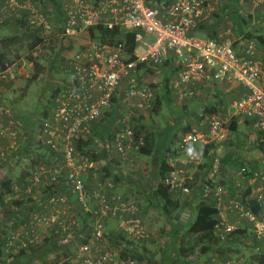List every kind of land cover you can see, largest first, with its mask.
<instances>
[{
    "label": "built area",
    "instance_id": "2783aa9c",
    "mask_svg": "<svg viewBox=\"0 0 264 264\" xmlns=\"http://www.w3.org/2000/svg\"><path fill=\"white\" fill-rule=\"evenodd\" d=\"M53 1L59 4L62 21L56 37L76 36L102 26L135 32L136 44L149 34L155 42L142 56L135 51L129 55L123 43L110 45L100 40L75 53L70 61L72 77L63 82L33 134L34 146L47 151L46 160L40 162L22 150L31 134L22 133L5 96L6 85L32 77L34 60L4 62L0 71V182L10 178L19 164L29 166L31 174L28 170L23 187L12 184V193L3 199L35 202L29 216H21L19 227L5 237V253L16 255L36 248L47 235H53L59 247L74 250L64 264H138L130 243L150 238L139 203L131 194L116 193L118 183L105 177V162L83 154L77 144L92 137L93 127L111 108L113 99L131 111L153 110L157 90L142 80L144 70L138 68L140 64L147 69L161 66L172 58L177 71L170 88L180 103L215 100V84L220 81L236 82L248 93L222 107L221 113L181 119L183 128L189 130L178 140L176 155L167 160L169 170L161 182L172 195L197 197L214 209L212 236L220 249L212 251L204 264H261V260L264 264V152L260 167L244 164L222 176L217 148L230 141L233 121L250 122L264 145V78L256 43L244 38L199 37V25L213 13L210 0H175L169 5L154 0ZM39 2L2 0L0 24L4 18L25 19L28 27L40 30L45 43L55 27ZM255 3L264 4V0ZM235 43L241 46L238 51ZM147 69L145 74H149ZM129 116L118 118L111 136L97 141L95 150L111 153L110 159L118 163L112 166V176L121 179L128 177L123 168L133 165V156L148 143L145 134L132 129ZM207 161L208 171L201 175ZM82 216L90 218V232L81 227ZM112 219L116 221L113 230L123 238L118 245L107 238V221ZM235 239L239 246L248 245L251 254L232 252Z\"/></svg>",
    "mask_w": 264,
    "mask_h": 264
},
{
    "label": "rangeland",
    "instance_id": "374dc122",
    "mask_svg": "<svg viewBox=\"0 0 264 264\" xmlns=\"http://www.w3.org/2000/svg\"><path fill=\"white\" fill-rule=\"evenodd\" d=\"M252 1L253 0H244L243 2L245 4V9L243 14L241 11L232 14L231 21L236 22L238 21L239 15H244V17L247 18L244 20L249 22L247 14L253 15L256 10ZM1 2L2 0H0V3ZM39 4L42 7L45 16H47L53 26L56 27L57 15H55L56 11L53 10L52 2L40 0ZM235 6H237V4ZM221 15L224 17V12H221ZM14 20L16 19L11 17L6 19L4 18L3 23L0 24V40L7 41L6 45L4 46L6 60L10 62H16L19 61V59H29L31 57L37 59V61L41 64L45 63L43 74L37 81L18 78L15 82L5 86V96L8 98L16 117L21 124L22 133L30 134L31 132L37 131V126L41 121L40 117H42L45 110L50 108V102L52 100L51 95L53 91L57 87L61 88L63 82L72 77L70 61L75 53L79 50L80 45L87 43L88 39L87 37L83 36V34H79L76 36L66 37L62 41L56 38L53 32V34L47 36V41L45 43L41 44V46L30 52L26 49L25 45L21 47V44H19V39L15 43H11L9 41V38H11L14 34V29H9V27L12 25L16 26ZM17 22H19V18ZM250 24L251 23L248 25L242 24V31H249V29H251ZM236 26L237 24L234 25V28H236ZM252 35H254L253 39L249 40L256 43L257 52H263V48L261 46L262 43L256 40L257 36L263 37V35ZM224 36L230 37L231 40L234 38V34H231V36L229 34H225ZM154 42L155 38L153 35H145L142 43H145L146 46H144L142 43L137 44L135 50L136 54L140 56L144 55L147 52L148 47H151ZM70 44L72 45V48L67 49ZM141 78L143 81L150 83L151 86H154L155 89H157V92L162 95V102L160 105L147 112L131 111L124 103H120V108L123 114L130 115L135 118L134 123L140 126L144 134L148 137L149 142H151L150 146L152 152L150 156L137 153L133 156V165L127 166L125 168L121 166V169L123 168L124 170H127L128 177L126 180L122 179L124 182L117 184L116 193L133 195L134 199L139 203L141 218L144 220L145 225L150 230V238L147 241L135 243L132 242V245L136 247L138 246V250L142 253L138 264H147L149 259L151 260L148 264H159L161 255L169 243V240L165 239L163 234L165 231L171 230L172 223L163 214L162 210L160 208L158 209L156 205L157 201H155V197L153 196L150 175L152 167L156 165L154 158L156 159L158 156L159 149L162 148V146L165 147L171 139H173L175 141V145H177L178 140L184 133V128L181 125V119L185 118V116L193 115L191 113H194L195 116L198 114L203 115L201 108L204 109V105L201 104L199 100H196L193 105L189 104V106H185V102H178L176 99H174V95L171 94L169 95L171 100L168 101L165 97H163L164 93H161L163 91L162 79L164 78L162 72H156L154 74L143 73ZM206 103L207 101L205 104ZM225 103L227 104V102ZM220 109L222 110V108ZM219 113H221L220 110ZM244 123L240 122L237 132L231 135L230 141L222 144L221 148L219 147V156L224 158L228 154H231V162L233 161L229 165L225 166V168L223 166L224 169L222 168V176L225 174H230L232 171L237 169L236 165H234L235 162L251 165L253 160H256L262 156V153H260L257 145L258 142L255 140L256 138L254 136V132ZM41 151L42 149L40 148V152ZM28 170L29 166H24L23 164H19L17 169L12 170L10 172V178L13 179V184H17V180H19V176H21V174L26 176ZM17 185L19 186V184ZM185 198L186 197L181 199L183 200ZM22 199L27 201L25 198ZM16 200H19V197ZM152 203L154 204L151 205ZM159 205L161 204L159 203ZM12 207V201L5 202L4 199L0 200V239L4 241V244L5 237L9 235L11 231L19 227V219L21 218V215L19 216L18 211L17 216L14 218L11 217L9 220L5 221V224L2 223L9 209ZM145 209H147L146 213ZM193 216L194 212H192V217ZM112 224L113 223L111 221L107 222V227L112 226ZM45 236L46 233H43L42 237L44 238ZM189 238L190 236L187 239ZM42 243H44V240L40 244ZM236 248L238 247L236 246ZM240 248L245 255L248 254V250H246V248L243 246ZM2 250L5 257L0 258V264L11 263L14 259L13 256L15 255H12L13 253L6 254L4 247ZM65 250L69 255L74 252L72 248ZM235 250L236 249L233 251ZM66 256L68 255L66 254ZM66 256L64 257L62 252L52 251L45 260H42L41 262L36 260L33 263L64 264ZM203 259L205 260L206 258L198 257V264H201L200 261H203Z\"/></svg>",
    "mask_w": 264,
    "mask_h": 264
},
{
    "label": "trees",
    "instance_id": "16d2710c",
    "mask_svg": "<svg viewBox=\"0 0 264 264\" xmlns=\"http://www.w3.org/2000/svg\"><path fill=\"white\" fill-rule=\"evenodd\" d=\"M47 1L52 2L53 6L55 7V11H56L55 15H57V19H56L57 24L54 29V36L56 37V34L61 32V22H62L60 13L58 12L59 4L55 3L53 0H47ZM154 1L162 5L163 4L169 5L173 3L175 0H154ZM219 16L223 17L221 15V12H219ZM17 21L18 19L14 20L16 26L12 25L9 27V29H14V34L12 35L11 38H9V41L11 43H15L19 39V44H21V47L25 45L26 49L30 52L35 50L36 48L41 46V44L44 43L43 42L44 39L42 37L40 30L38 29L31 30V28L28 27V24L26 23L25 19H19V22ZM221 21H219L218 24ZM201 25H199V27ZM81 34L87 37L88 42L80 45L79 49L87 46L94 40H100L103 43H108L110 45H117L123 43L129 55L133 54L137 47V44L134 41L135 32L126 33L122 28H114L112 30H109L102 26H95L85 30ZM253 37L254 35L252 34H245V39H253ZM56 38L63 41L66 37L57 36ZM203 38L215 39L216 35L210 34L207 37H203ZM256 40H258L261 43H264V39L262 36H257ZM6 43L7 41L0 40V45H1L0 71L4 67L3 65L4 62L7 61L4 51V46L6 45ZM71 44L67 47V49L72 48ZM29 59L34 60V72L32 77L30 78V81H37L43 74L45 63L41 64L40 62L37 61V59L31 57ZM172 61H173L172 58H170L166 60L161 66H157V67L152 66L148 69L143 64H140L138 68L139 70H144L143 73H146V69L149 74H154L156 72L163 73L164 75V78L162 79L163 91L161 93H164L163 97H165L168 101L171 100L169 95L170 94L173 95L170 88V82L172 78L176 75V71H177V69L174 68ZM152 88L155 89L154 86H152ZM59 89L60 87H57L53 91L51 95L52 99L55 97ZM155 94H156V100H155L154 109L162 102V95L157 91L155 92ZM51 103L52 102H50V104ZM225 106L226 105L221 100L217 101L214 104L209 102L204 107L203 114L204 115L216 114L219 112V110L223 111V109L221 110L220 108ZM46 114L47 112L45 110L43 115ZM124 116H126V114H123V112L121 111L120 104L116 99H113L111 108L106 112L104 117L93 127L92 137L86 142H79L77 144L78 146L77 149L83 154L89 155L93 160L104 161L105 165L103 166V172H105V177H113L116 183H120L121 181L124 182V180H122L120 177L112 176V169H113L112 166H114V164L118 165V163L115 160L112 161V159H110V155H111L110 152L106 150H100L98 153H96L95 150L97 147L96 146L97 141L101 142L106 138H109V134L111 136L112 128L116 127V122L120 121L118 120V118H123ZM129 119L131 122L132 129L134 131H138L144 134L140 126L134 123L135 118L129 116ZM238 126L239 123L233 121L230 126L231 131L233 133H236L238 130ZM188 130L189 128L187 127L183 129L184 133L187 132ZM147 140H148L147 145L144 146L138 153L146 156H150L152 152L150 146L151 142H149L148 137ZM28 144H33L31 139H28L26 141L25 146H28ZM175 147H176L175 141L171 139L166 144L165 147L162 146V148L159 149L158 156L156 157V159L154 158V160L156 161V165L154 166L155 168L153 169L152 167L151 169L152 171L150 175V182L153 188V196L155 197V201H157L156 205L158 209L160 208L163 214L172 223L171 230L165 231L164 234L162 233L165 239L169 240V243L167 244L168 246H166L165 250L163 251V254L161 255L159 264H198V257H202V258L205 257L206 258L205 260L203 259V261L202 260L200 261L201 264H204L207 261L209 254L212 251H216L220 249L218 247L219 245L216 243V241L213 239L212 236V232L216 224V220L214 218L215 211L212 208V206L208 205L206 202L197 201V200L196 202H194V200H192V198L190 197L186 198L189 200H186L183 206H180L178 199L174 198V195H172L169 192L168 188L163 186L161 181L163 180V178L165 177V175L169 170L167 160L170 157H174L176 155ZM258 147L262 152H264L263 144H258ZM205 152H207V149L205 150ZM25 154L28 153L26 152ZM231 157H232L231 154H228L226 157L222 158V168L223 166L225 168V166L233 162V161L231 162ZM234 165H236L237 168L239 166H242V164L238 162L237 163L235 162ZM209 166H210L209 162L207 161L202 168L201 175H205L207 173ZM12 184H13V179L9 177H7L4 181L0 182V189L1 188L4 189L3 192H0V200H3L4 195L12 193ZM17 184H19V182H17ZM34 203H35L34 201L29 199L27 201L13 200L12 201L13 207L9 209L2 223L5 224V221L9 220L11 217L14 218L15 216H17L18 211L22 217L26 216L27 218L29 216V212L34 207L33 206ZM159 203L161 205H159ZM153 204L154 203H152L151 205ZM182 208H186L191 211L190 219L188 220V222H186L183 225L181 223L173 224L172 222L173 214L181 210ZM146 211L147 209H145V213ZM192 212H194L193 217H192ZM79 221L83 230L85 232H90V228H91L90 218L88 216H82L80 217ZM180 225L182 226V229L179 228ZM189 236L190 238L187 239ZM107 238L109 242L114 245H118L123 240L122 236L113 229L110 232H108ZM231 242H232L231 247L233 248V250L236 249L235 251L232 252L242 254L240 248L241 246L239 247L240 243H238L236 239L234 242L233 241ZM130 244L132 245L133 243ZM236 246L238 248H236ZM246 246L247 247L244 246L243 247L246 248V250H248V254H251L252 252L250 251L251 248H248V245ZM3 247H4V241L0 239V258L5 257L2 250ZM137 247L133 246L131 252L133 258L138 262L140 261L139 258H141L142 253L138 250ZM52 251L62 252L64 254V257L66 256V254L68 255V253L64 248L59 247L57 245V241L53 235H47V237L44 239V243L40 244L36 248H32L25 251L23 250L19 252L18 254L13 256L14 259L12 260L11 263L8 264H34L33 262H35L36 260H39L41 262L42 260H45L49 255V253ZM150 260L151 259H149V261ZM260 262L261 264H263L262 260Z\"/></svg>",
    "mask_w": 264,
    "mask_h": 264
},
{
    "label": "crops",
    "instance_id": "0c3cea01",
    "mask_svg": "<svg viewBox=\"0 0 264 264\" xmlns=\"http://www.w3.org/2000/svg\"><path fill=\"white\" fill-rule=\"evenodd\" d=\"M243 1L244 0H235V1H232V0H229V1L228 0H210V4H211V7L213 9V13L208 20L201 23L202 25L200 24L201 26L198 28V31L196 34L199 37H207L210 34H214V35H216L215 39H217V40H223V39H227V38L231 39L230 37H226L224 35L229 34L231 36V34H234V38H232L233 41H240V40L243 41L242 39L243 38L245 39V34H262L263 39H264V4L257 5L255 3V0L252 1L255 5L256 10L253 13V15L247 14V17L249 18V22L245 21L247 18L244 17V15H242L243 17L239 15L238 21H236V22L231 21V15L232 14H235L239 11H241L243 14V11L245 9L244 8L245 4ZM236 4H237V6H235ZM222 11L225 14L224 17L219 16V12H222ZM228 20H230V21H228ZM219 21H221V22L218 24ZM249 23H251L250 27L252 30L249 29V31H246V32L242 31V29H241L242 24L248 25ZM236 24H237V26H236V28H234V25H236ZM245 40H249V39H245ZM261 46L263 48V52H258V55L262 61V76L264 78V43H262ZM235 47L237 48V51H238L241 46H238V43H235ZM247 93H248V90L244 86H242L236 82L228 84L224 81H220V82H217L215 84V100H212L211 103L214 104L217 101L221 100L222 102H224L225 105H227L228 103H231L232 101H235V100L242 98ZM199 101L201 102V104L204 105V107L207 105V104H205V102H203L201 100H199ZM184 102H185V106H189V104L193 105L195 103V100H188V101H184ZM207 102H209V101H207ZM225 102H227V104ZM202 110L204 111L203 108H201V111ZM185 111H186V109H185ZM191 114H193V116H195L194 113H191ZM196 116H201V114H198ZM241 122L244 123V121H241ZM244 124L247 127L252 129L250 122H245ZM252 131H253V129H252ZM253 132H254V136L256 138L255 140L258 142L257 145L262 144L260 142V139H258L259 136L256 134L255 131H253ZM30 134L31 135H29V139L32 140L33 144H28V146H23L22 150L25 149V151L28 150L29 152H31L30 154L35 157L36 162L46 160V157H47L46 152L47 151L43 147L34 146V142H33L34 132H31ZM219 147L221 148V146H217V148H219ZM40 148L44 152L43 151L40 152ZM22 153H25V152H22ZM260 153L263 154V152L261 150H260ZM47 155H48V153H47ZM261 158H262V156H260L256 160H253L251 162V166L260 167V164L258 161L261 160ZM242 165H244V164H242ZM154 168L155 167L153 166V169ZM29 173L31 174V170H29ZM27 175H28V172H27L26 176ZM26 176H24V174H21V176H19V180H17V181L19 182L20 187L21 186L23 187ZM89 183L92 184V181H90ZM115 192H117V188L115 189ZM174 198L178 199L180 206H183L184 202H186V200H189L186 198L182 200L181 198H184V197H180V196H174ZM192 200H194V202H196L197 198H192ZM185 209L186 208H182L181 210H179L173 214V220H175L176 223H178V224L181 223L182 225L184 224V223H182V220L184 217ZM109 221H111L113 223L112 226H108V230L111 231L112 229H114L116 227V221L112 219V220H108L107 222H109Z\"/></svg>",
    "mask_w": 264,
    "mask_h": 264
},
{
    "label": "water",
    "instance_id": "95a60500",
    "mask_svg": "<svg viewBox=\"0 0 264 264\" xmlns=\"http://www.w3.org/2000/svg\"><path fill=\"white\" fill-rule=\"evenodd\" d=\"M190 215H191V211L189 209H185L184 211V217H183V220H182V223H186L188 222V220L190 219ZM175 222V221H174ZM180 229H182V226L180 225L179 227Z\"/></svg>",
    "mask_w": 264,
    "mask_h": 264
},
{
    "label": "flooded vegetation",
    "instance_id": "af4514ba",
    "mask_svg": "<svg viewBox=\"0 0 264 264\" xmlns=\"http://www.w3.org/2000/svg\"><path fill=\"white\" fill-rule=\"evenodd\" d=\"M174 221H175V220H173V219H172V222H173V224H175V223H176V222H174Z\"/></svg>",
    "mask_w": 264,
    "mask_h": 264
}]
</instances>
